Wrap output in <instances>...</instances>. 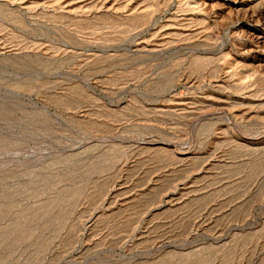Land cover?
I'll return each instance as SVG.
<instances>
[{"label": "rangeland", "instance_id": "obj_1", "mask_svg": "<svg viewBox=\"0 0 264 264\" xmlns=\"http://www.w3.org/2000/svg\"><path fill=\"white\" fill-rule=\"evenodd\" d=\"M0 264H264V0H0Z\"/></svg>", "mask_w": 264, "mask_h": 264}]
</instances>
